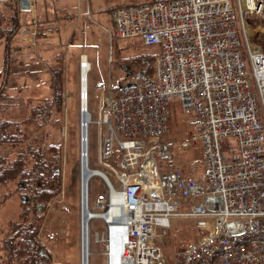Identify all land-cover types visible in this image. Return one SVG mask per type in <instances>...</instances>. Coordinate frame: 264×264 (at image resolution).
<instances>
[{"label":"built area","instance_id":"1","mask_svg":"<svg viewBox=\"0 0 264 264\" xmlns=\"http://www.w3.org/2000/svg\"><path fill=\"white\" fill-rule=\"evenodd\" d=\"M112 18L118 38H139L159 54L152 80L110 90L99 121L109 196L95 213L82 197V213L106 224L95 242L107 264H167L163 242L176 218H195L208 233L176 251L173 264H264V52L255 44L264 0H151ZM85 91L82 165L90 171ZM175 101L188 126L182 140L171 137ZM186 151L201 155V176L184 170ZM112 194L127 219L118 239Z\"/></svg>","mask_w":264,"mask_h":264},{"label":"rangeland","instance_id":"2","mask_svg":"<svg viewBox=\"0 0 264 264\" xmlns=\"http://www.w3.org/2000/svg\"><path fill=\"white\" fill-rule=\"evenodd\" d=\"M9 1L12 0H0V15L11 17L18 15L16 11L20 12L23 25L16 43H12L10 31L15 26L5 16L0 17V45H6L7 49L13 45L16 47L13 58L16 73L7 78L4 84L6 90H2L0 95V142L3 145L0 147V167H12L19 157L30 151L29 160L22 164L39 167L45 178L48 199L46 205L37 210L40 202L32 194V188L30 193L20 191L17 178L10 170L6 172L5 183L0 184V264H20L10 256V244L6 246L5 243L10 239L13 222L18 220L21 211L24 216L19 221L24 223L19 230L34 231V234L28 235L39 241L43 251L50 256L51 264H82L81 55H86L91 64L87 75L91 115L88 166L91 170H105L99 163L105 127L99 121L107 108L110 88L120 87L128 80L137 82L143 74L151 75L159 47H145L139 38L117 39L108 9L98 11L93 7L94 10L90 3L88 7L89 0H15L16 4ZM147 1L115 3L114 0L108 7L116 4L131 6ZM32 3V11L24 9ZM74 7L78 9L76 13ZM20 27L17 25L14 28L13 35ZM254 40L253 36L252 43ZM2 54L0 47V61L4 60ZM59 55L63 57L61 64L56 62ZM146 62L150 63V67H144ZM59 67L63 69L61 79H57L55 74ZM4 69L5 63L1 71ZM7 73V70L4 71V75ZM4 82L5 76L1 77V83ZM172 112L171 137L182 140L186 137L188 126L181 116L180 105L173 106ZM4 119H31V122L26 127L17 125L18 131L8 128L9 139L6 140L3 136ZM14 142L17 143L15 146ZM28 144L31 145L29 150ZM184 155L189 158V165L183 166L184 170L201 176V155L194 151H186ZM112 179L118 182L116 176ZM88 192L89 210L98 212L96 204L99 198L108 200L109 196L99 176L90 178ZM23 196H29L32 202L23 204ZM105 231L103 220L89 222L88 264H107L105 249L95 242L96 233ZM207 233V230L196 226L195 218L174 219L173 227L168 230L163 242L167 264H173L176 251L202 240Z\"/></svg>","mask_w":264,"mask_h":264},{"label":"trees","instance_id":"3","mask_svg":"<svg viewBox=\"0 0 264 264\" xmlns=\"http://www.w3.org/2000/svg\"><path fill=\"white\" fill-rule=\"evenodd\" d=\"M17 1V0H16ZM15 0L9 1L10 2H14L16 4ZM16 13L18 15H12L10 17V15H0L1 18H3L2 16H5L7 18L8 22H11L13 24V26H17V25H21V27L19 28L18 32H16V34L13 35V31L14 28L12 29V31H10L12 33L11 36V41L12 43H16L17 37L19 36L18 33H20L22 31V21L20 18V12L18 13L16 11ZM1 14V13H0ZM18 16V17H17ZM38 35V33H37ZM1 41V40H0ZM1 44V42H0ZM256 45L261 48V50L264 52V35L259 34V36L256 38ZM0 47H2L3 49V54L4 55V60L0 61L2 62V64L0 65V95L2 94V90H6L7 86H4V84H6V80L7 78H9L10 76H14L15 72V68H14V63L15 61L13 60V58L15 59V51L14 48L15 45H13L12 47H9V49H7V46L5 45V47H3L2 45H0ZM4 48H5V52H4ZM8 52H11L10 54H8ZM10 55V57H9ZM56 62L58 64H61L63 62V57L62 55H59L58 58L56 59ZM4 63L6 66V70L8 71L7 74L4 75V71H6L4 69V71H1L4 68ZM145 68L150 67V63L146 62L145 63ZM60 70L56 71V77L57 79H61V77L63 76V69L62 67H59ZM131 73H129L130 75ZM155 75V61L153 64V72L151 75L147 74H143L141 77H139V81L140 82H148L150 80L153 79ZM5 76V82L1 83V77ZM137 81V82H139ZM132 81H129L127 83H130ZM77 92H75L74 94L76 95ZM4 94V93H3ZM70 103V102H69ZM4 139H9L8 136V128L12 127L14 128V131H18V129L16 128L17 125L20 126V124L22 126H27L30 122L31 119H26L23 121H18V120H11V119H4ZM24 123V125H23ZM17 143L14 142L13 146H15ZM3 145L0 142V147H2ZM31 148V145L28 144V150ZM27 150V151H28ZM31 152L28 151L25 155H22L21 157H19L17 159V161L14 162L12 167H4V165L2 167H0V184L1 183H5L7 177H6V172L8 170L11 171V173L13 174V176L15 178H17V183H18V189L20 191H24L26 193H30L32 192V194H34V196H36V200L40 202V205H38L36 207V209H40L41 207L43 208V205H46L48 196H47V190L44 186L45 183V178L42 176L41 171L39 170V167L35 166V167H25L22 163L25 162V160H29ZM1 160V159H0ZM32 188V190H31ZM43 196H46L43 199ZM24 198L23 200V204H30L31 198L29 196H23ZM43 199V200H42ZM42 200V202H41ZM24 216V212L21 211V213L19 214V218L18 220L14 221L13 224V233L10 236V239L5 243L6 246H9V250H10V256L18 261H20V264H51V260H50V256H48L45 251H43V248L41 246V244L39 243L38 240L30 237L32 234H34V231L32 232L31 230H29V233L26 231H22L19 230L21 223H24V221H19L20 218ZM30 236H29V235Z\"/></svg>","mask_w":264,"mask_h":264},{"label":"bare ground","instance_id":"4","mask_svg":"<svg viewBox=\"0 0 264 264\" xmlns=\"http://www.w3.org/2000/svg\"><path fill=\"white\" fill-rule=\"evenodd\" d=\"M87 72L88 70H84L82 72V77H83V88L84 90H86L88 82H87ZM86 92V91H85ZM89 116L88 115H84L83 116V120H88ZM84 147V146H83ZM85 161L83 159V168H82V197L86 200L87 197H89L88 195V182L90 180V178H92L93 176H99L102 181H106V175L99 170H91L90 171L86 168L85 166ZM111 199L113 201V206L110 212V216L112 218V216L115 217L116 222L113 223V225L116 226V234H117V239L120 238V235L123 234L124 232V226H126L127 224V219L126 216L124 214H122V209H121V197L118 194H112ZM85 211V210H84ZM86 212V211H85ZM90 216L85 214V218L83 220V226H82V234H83V239L85 242V249H84V264H88V260H89V250H88V228H87V224L90 220ZM113 246H115V241H113ZM115 264V263H113Z\"/></svg>","mask_w":264,"mask_h":264},{"label":"crops","instance_id":"5","mask_svg":"<svg viewBox=\"0 0 264 264\" xmlns=\"http://www.w3.org/2000/svg\"><path fill=\"white\" fill-rule=\"evenodd\" d=\"M114 0H89V2H88V5H89V3H90V7L91 8H93V7H95V9L96 10H98V11H105V10H107L108 9V11H109V13H110V15H111V12H112V10L114 9V8H116V7H119L120 5H123V4H119V5H114V6H110V7H108V5H109V3H111V2H113ZM116 2L115 3H117L118 1H120V2H124V1H130V0H115ZM149 1V0H148ZM94 9V8H93ZM94 9V10H95ZM74 10H75V13H76V11L78 10L77 8H75L74 7ZM74 13V14H75ZM72 16V15H71ZM73 17V16H72ZM79 20V19H78Z\"/></svg>","mask_w":264,"mask_h":264},{"label":"water","instance_id":"6","mask_svg":"<svg viewBox=\"0 0 264 264\" xmlns=\"http://www.w3.org/2000/svg\"><path fill=\"white\" fill-rule=\"evenodd\" d=\"M132 85H130L129 87H131ZM84 249H85V242L84 239L82 238V264H84Z\"/></svg>","mask_w":264,"mask_h":264}]
</instances>
